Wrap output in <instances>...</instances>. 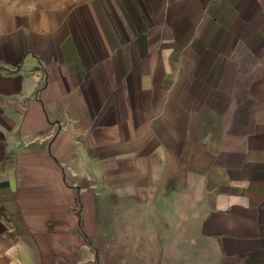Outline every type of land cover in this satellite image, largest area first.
<instances>
[{
    "label": "crops",
    "instance_id": "obj_1",
    "mask_svg": "<svg viewBox=\"0 0 264 264\" xmlns=\"http://www.w3.org/2000/svg\"><path fill=\"white\" fill-rule=\"evenodd\" d=\"M0 264H264V0H0Z\"/></svg>",
    "mask_w": 264,
    "mask_h": 264
}]
</instances>
